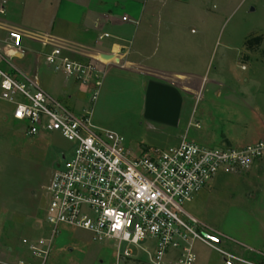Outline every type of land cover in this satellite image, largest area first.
<instances>
[{
	"label": "rangeland",
	"instance_id": "374dc122",
	"mask_svg": "<svg viewBox=\"0 0 264 264\" xmlns=\"http://www.w3.org/2000/svg\"><path fill=\"white\" fill-rule=\"evenodd\" d=\"M18 3L21 25L38 33L51 30L57 0H18ZM137 4L139 8L144 4L158 10L162 5L164 8L160 25L154 17L152 28L143 27L151 29L148 41L139 40L141 27L132 28L133 57L139 49L150 54L158 42V52L147 64L160 60L161 67L190 70L200 77L194 88L185 86L200 98L195 101L185 96L180 129L166 130L168 136L144 120L147 81L144 76L115 70L110 95L92 101V92L71 84L66 87L63 74L51 70L55 80L45 87L47 93L63 106L73 108L78 116L95 105L93 123L124 137L132 156L143 154L145 145L151 146V151L153 147L162 150L175 147L182 140L175 135L181 134L189 142L209 148L222 145L208 138H227L232 147L264 141V0H147ZM117 13L122 15V7ZM169 32L175 36L171 57L164 52ZM183 32H187L185 42ZM162 54L168 59L162 58ZM13 111V105L0 100V231L6 245L19 241L15 249L20 256L16 263L22 260L30 264L35 261L22 241L51 239L45 222L48 187L57 164L63 163V156L72 158L74 145L56 133L27 136L14 122ZM196 122L200 123L197 127ZM263 180L253 167L237 173L221 172L192 202L183 206L185 212L203 225L201 235L205 239L220 251L239 258L229 263H261L263 257L240 241L259 247L264 253V220L258 214L264 216V207L261 212L262 205L258 204L264 192ZM60 232L52 240L46 264H149L146 255L119 260V246L115 242H96L90 234L69 227H60ZM126 247L122 244L121 252ZM130 249L134 257L138 256L136 247ZM193 249L195 264L228 261L223 253L200 241L193 244Z\"/></svg>",
	"mask_w": 264,
	"mask_h": 264
},
{
	"label": "built area",
	"instance_id": "2783aa9c",
	"mask_svg": "<svg viewBox=\"0 0 264 264\" xmlns=\"http://www.w3.org/2000/svg\"><path fill=\"white\" fill-rule=\"evenodd\" d=\"M0 1V14H5L7 0ZM41 38L52 46L43 54L46 64L89 87L92 101H96L103 72L91 63L70 59L63 47ZM23 39L20 31H10L8 48L12 55L0 51V100L14 106L13 120L27 136L56 133L74 145L72 158L63 156L48 187L45 222L51 239L22 241L30 257L46 264L60 227H69L90 234L96 242L117 243L119 260L146 255L149 264H195L193 244L200 241L223 253L227 263L238 261L205 239L201 235L203 225L183 206L221 172L250 170L263 161L264 141L209 148L189 142L185 136L175 147L132 156L125 138L98 128L90 111L75 115L51 102L32 83L18 81L4 71L2 64L9 57L24 54ZM122 244L127 245L123 252ZM131 246L138 249V256L134 257ZM10 251L0 231V261ZM16 264L28 263L20 260Z\"/></svg>",
	"mask_w": 264,
	"mask_h": 264
},
{
	"label": "crops",
	"instance_id": "0c3cea01",
	"mask_svg": "<svg viewBox=\"0 0 264 264\" xmlns=\"http://www.w3.org/2000/svg\"><path fill=\"white\" fill-rule=\"evenodd\" d=\"M140 1L146 2L147 0H57L58 6L56 5L57 10L53 17L51 30L46 33H38L21 25L17 16L20 6L18 0H7L5 14H0V51L12 55V53H9L8 48L10 43L9 33L12 30H18L24 36V54H16L9 57L2 64V68L14 79L25 83H32L45 92L51 102L59 104L74 113L73 108L69 109L63 106L48 94L45 88L50 87L51 82L55 80L51 71L52 69L46 64L43 57V54L49 52L52 46L40 41V39L43 37L45 41L52 40L55 44L63 47L64 54L70 59L91 63L103 72V83L98 98L100 96L104 99L110 95L111 82L115 79L112 77L115 70L147 77V81L144 83L145 95L142 117L162 134H167L165 131L168 129L177 131L181 128L184 121L185 96L193 97L195 101H199L200 98L198 96L196 98L194 92L185 89V86L194 88L195 80L200 77L190 72V70L182 71L165 68V66L161 67L160 60H158L160 62L157 61L155 64H147L155 56V53L158 52V42L150 54L147 55L145 51L142 52L143 49H139L136 52L138 56L135 53L133 57V42L130 41L132 28L136 27L137 29L141 27L139 40L141 42L148 41L149 39L147 38L151 36L149 32L151 29L144 30L143 27L148 26L147 28H152L151 22L154 17L158 19L157 23L159 25L163 21L161 12L164 5L159 10L156 6H148L146 4L139 8L137 3ZM157 1L160 2L161 0ZM2 6L0 1V9ZM119 7H122V15L117 13ZM146 13H149V15ZM124 18H128L130 21L126 22L123 20ZM185 36H187V32H183L182 39L184 42L188 40L184 38ZM156 38L158 41L159 30L157 31ZM166 38L168 41L165 43L164 52H167L169 56V53L175 50L173 48L175 46L173 41L175 36L172 32H169ZM184 48L187 49V46ZM161 56L164 59H168V56L164 54ZM63 77L67 80L66 87L71 84L75 87L83 88L86 92H91L89 87L81 85L78 81L67 79L64 75ZM94 107L95 105L90 109L92 119ZM87 112L89 110H86L84 113ZM191 124L189 122V125ZM197 124L200 125L199 122H196V127ZM183 137L182 134L175 135V138L179 140ZM207 140H212L213 142L219 141L222 146H229L228 144L230 143V140L227 138H208ZM153 148V151L162 150ZM144 149L142 153L147 154L150 153L149 151H151L152 147L145 145ZM128 151L132 153L131 149H128ZM253 169L264 177V160L257 162L253 166ZM251 198L254 200L255 196ZM259 203L262 205V212L264 207V192ZM258 214L264 220L263 213L258 212ZM18 244L19 241L9 246L12 248V252L10 251L0 261V264H16V260L20 256V252H17L15 249L18 248ZM240 244L251 248L253 252L263 257L262 259L260 258L261 263L250 262L251 264L264 263V253L259 247L255 248V246L249 245L243 240L240 241ZM235 257L237 258V256ZM240 259L241 261H245L241 257ZM245 262L247 263L248 261ZM226 264L231 263L226 262Z\"/></svg>",
	"mask_w": 264,
	"mask_h": 264
},
{
	"label": "water",
	"instance_id": "95a60500",
	"mask_svg": "<svg viewBox=\"0 0 264 264\" xmlns=\"http://www.w3.org/2000/svg\"><path fill=\"white\" fill-rule=\"evenodd\" d=\"M252 11H254V9H252ZM117 62H118V61H117ZM215 242L220 243V241L217 240V239H215ZM231 264H232V263H231Z\"/></svg>",
	"mask_w": 264,
	"mask_h": 264
}]
</instances>
